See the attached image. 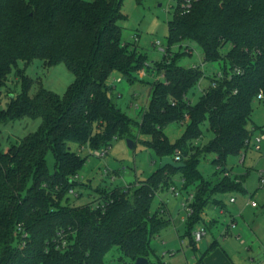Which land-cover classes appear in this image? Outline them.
<instances>
[{"label": "trees", "instance_id": "trees-1", "mask_svg": "<svg viewBox=\"0 0 264 264\" xmlns=\"http://www.w3.org/2000/svg\"><path fill=\"white\" fill-rule=\"evenodd\" d=\"M181 3L168 22L163 61L148 64L136 44L122 40V0H0V86L20 61L41 59L48 67L63 62L75 76L63 96L43 87L31 95L33 79L18 70L23 89L6 108L0 106V123L41 118L37 131L7 150L0 143V264H105L113 247L126 259L123 264H137L138 258L148 259L143 264H167L151 259V242L170 220L151 212V204L159 190L175 187V175L183 176L184 191L195 185L188 193L192 213L184 234L194 245V228L205 209L223 206L214 196L245 191L226 159L245 153L258 129L248 125L253 102L264 95V0H192L189 9ZM190 43L201 49L205 62H220L223 73L211 78L196 105L187 94L205 71L181 66L172 50L186 44L193 52ZM142 69L163 79L150 85L147 105L134 119L111 96L109 80L118 73L132 83ZM173 123H187L176 143L165 132ZM205 123L212 137L197 153L193 142L202 137ZM141 136L149 137L143 142L160 158L180 151L186 167L158 168L135 185L98 189V199L84 205L69 201L86 162L70 149L71 142L99 150L119 138L135 146ZM50 151L53 174L46 162ZM206 152L222 173L215 180H205L198 170Z\"/></svg>", "mask_w": 264, "mask_h": 264}, {"label": "rangeland", "instance_id": "rangeland-1", "mask_svg": "<svg viewBox=\"0 0 264 264\" xmlns=\"http://www.w3.org/2000/svg\"><path fill=\"white\" fill-rule=\"evenodd\" d=\"M177 4L178 0H122L121 12L125 15V19L120 22L123 27L122 40L136 44L148 64L163 61L168 46V22L172 19ZM157 42L160 45H157ZM190 45L193 52L189 51L186 44L174 46L172 50L177 52L181 66L205 64V76L187 94L190 102L196 105L203 90L210 85L211 78L220 71L221 64L205 62L201 49L194 43ZM18 70L33 79L31 95L43 87L63 96L75 80L74 74L63 62L48 67L41 59L29 63L20 61L18 68L11 72L7 83L0 86L2 108H6L10 98L18 95L23 89ZM117 78L121 80L117 81ZM156 79H163V76L157 73L145 76L136 73L131 83L125 77L114 73L109 80V84L113 86L111 96L127 115L139 119L149 99L150 85ZM186 124L173 123L165 129L171 143H176L181 137ZM40 125L41 118L28 116L7 124L0 123L1 147L7 150L20 139L37 131ZM248 127L258 129L253 133L250 146L245 150L243 163L240 162L243 151L238 156L229 155L226 159L231 175L239 176V180H243L245 191L217 193L214 196L222 202L226 211L221 214L219 205L208 206L203 214V222L194 228H205L207 236L194 245L191 244L189 236H184L188 226L186 221H183L187 215L181 204L182 196L177 197L171 189L159 190L153 198L151 212L169 219L170 223L153 237L151 246L156 255L153 254L151 259L159 257L167 264H198L208 247L217 241L216 248L203 258L204 261L209 257L208 264H264V151L253 148L254 137L264 132V99H256L253 102V114ZM202 129V137L193 142L194 152L197 153L212 137L207 123L202 125ZM145 140H149V137L141 136L140 140L135 141V146L130 148L127 138L114 139L103 157L96 156V150H91L88 145L82 148L71 142L70 149L86 157V162L77 176L79 184L67 195L69 201L75 205H84L98 199V189L105 191L115 187H127L150 177L158 170L161 158L143 142ZM213 157L214 155L208 152L200 156L198 170L205 180H215L222 176L212 164ZM46 162L49 172L53 174V152L47 154ZM182 177L181 174L175 175L174 183L177 191L186 197L194 191L195 185L191 184L188 186V192L184 191L181 186ZM81 183L87 186L84 187ZM231 197L236 198L235 203L230 202ZM252 202L256 203L255 207ZM212 218L216 221L210 224L209 220ZM226 230L227 236H223ZM121 256L120 249L113 247L105 256V264H123L126 259H120Z\"/></svg>", "mask_w": 264, "mask_h": 264}, {"label": "built area", "instance_id": "built-area-1", "mask_svg": "<svg viewBox=\"0 0 264 264\" xmlns=\"http://www.w3.org/2000/svg\"><path fill=\"white\" fill-rule=\"evenodd\" d=\"M181 4L183 6V8H188L191 6V3H192V0H181ZM157 45H160L159 42L156 43ZM204 63H202L201 65H193L192 67L193 68H201L204 70ZM139 73L142 75V76H145L147 75L145 69H142L141 71H139ZM163 76V75H162ZM214 77L216 79H221L223 77V73L222 71H218L217 73L214 74ZM117 81H120L121 79L120 78H117L116 79ZM213 85L215 86V83H213ZM264 97L263 93H260L258 95V98L259 99H262ZM250 143H251V140L249 141L248 145L250 146ZM83 148V147H82ZM253 148L256 149L257 151H264V133H260L259 135L255 136L254 137V140H253ZM107 153V149H104L102 148V150H96L95 151V155L98 156V157H103L105 156V154ZM244 158H245V153L241 154V159H240V162L243 163L244 161ZM174 159L179 162L180 161V151L177 152L176 156L174 157ZM225 175H228L227 173ZM263 178V181H264V176L262 177ZM172 192H174V194L177 196V197H181L182 196V207L183 209L185 210L186 212V215H189L190 213H192V208L190 207V202L191 200L193 199V194H188L186 197H184L181 192L177 191V188L175 187H172L171 188ZM72 191V190H70ZM231 202H235V198H231ZM252 206H256V203L255 202H252ZM206 235V230L205 228H199L197 230L194 231V239L196 242H199L201 241ZM63 244L65 245L66 242L64 241Z\"/></svg>", "mask_w": 264, "mask_h": 264}, {"label": "water", "instance_id": "water-1", "mask_svg": "<svg viewBox=\"0 0 264 264\" xmlns=\"http://www.w3.org/2000/svg\"><path fill=\"white\" fill-rule=\"evenodd\" d=\"M128 146L130 148H133L134 147V141L131 140V139H128ZM167 166H171V167H173L175 169H181V168L186 167V164L184 162H182V161L181 162L180 161L177 162L171 156H165V157L161 158V162H160L159 168L160 169H163V168H165ZM146 262H148V259H146V258H138L136 260V263L137 264H143V263H146Z\"/></svg>", "mask_w": 264, "mask_h": 264}, {"label": "crops", "instance_id": "crops-1", "mask_svg": "<svg viewBox=\"0 0 264 264\" xmlns=\"http://www.w3.org/2000/svg\"><path fill=\"white\" fill-rule=\"evenodd\" d=\"M231 198H234V197H231ZM231 198H230V202H231ZM183 201V200H182ZM235 202H236V198H235ZM235 202H231V203H235ZM181 204H182V202H181ZM217 206V205H216ZM220 207H221V210H220V212H221V214H224V212L226 211V208H224V207H222L221 205H219ZM208 208V207H207ZM206 208V209H207ZM206 209H205V211H206ZM204 211V212H205ZM184 212H185V210H184ZM204 214V213H203ZM235 220V219H234ZM183 221H186V219L184 218L183 219ZM216 220L214 219V218H212V219H210L209 220V223L210 224H212L213 222H215ZM235 222V221H234ZM234 224H236V222L234 223ZM227 233H228V231L226 230L225 231V233L223 234V236L224 235H226L227 236ZM207 236V234L205 235V237ZM205 256V255H204ZM204 256H203V258H204ZM208 261H209V257H207L204 261H203V259H202V264H208Z\"/></svg>", "mask_w": 264, "mask_h": 264}]
</instances>
